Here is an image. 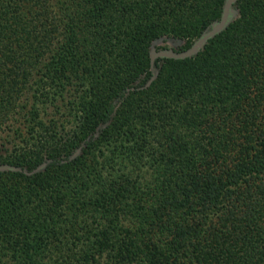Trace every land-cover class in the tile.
<instances>
[{
    "label": "trees",
    "instance_id": "trees-1",
    "mask_svg": "<svg viewBox=\"0 0 264 264\" xmlns=\"http://www.w3.org/2000/svg\"><path fill=\"white\" fill-rule=\"evenodd\" d=\"M224 2L0 0V264H264V0L150 62Z\"/></svg>",
    "mask_w": 264,
    "mask_h": 264
},
{
    "label": "water",
    "instance_id": "water-1",
    "mask_svg": "<svg viewBox=\"0 0 264 264\" xmlns=\"http://www.w3.org/2000/svg\"><path fill=\"white\" fill-rule=\"evenodd\" d=\"M237 1L238 0H225L221 17L217 21H214L211 28L202 33L188 49L181 52H178L173 48L153 50L150 54L151 66L157 59L182 60L198 54L209 40L224 31L227 26L238 17V11L235 8Z\"/></svg>",
    "mask_w": 264,
    "mask_h": 264
},
{
    "label": "rangeland",
    "instance_id": "rangeland-1",
    "mask_svg": "<svg viewBox=\"0 0 264 264\" xmlns=\"http://www.w3.org/2000/svg\"><path fill=\"white\" fill-rule=\"evenodd\" d=\"M158 46L159 47H166V48H175V46L171 42H160L158 44Z\"/></svg>",
    "mask_w": 264,
    "mask_h": 264
}]
</instances>
